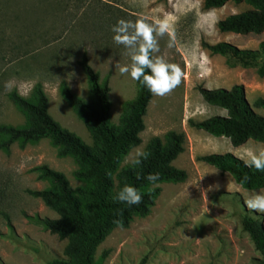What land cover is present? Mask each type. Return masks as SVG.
I'll list each match as a JSON object with an SVG mask.
<instances>
[{
    "label": "rangeland",
    "instance_id": "374dc122",
    "mask_svg": "<svg viewBox=\"0 0 264 264\" xmlns=\"http://www.w3.org/2000/svg\"><path fill=\"white\" fill-rule=\"evenodd\" d=\"M203 0H0V124L21 125L22 114L8 99L15 90L29 97L40 82L48 98V113L64 129L85 144L92 139L83 121L61 97L58 87L66 82L70 90L88 100V85L79 59L86 53L99 82L108 81L110 122L118 124L124 103L136 92V81L121 75L119 66L129 62L122 45L112 40L111 27L118 19L135 21L141 15L149 22L166 19L170 31L156 36L158 51L178 65L180 84L164 96L152 94L143 117L140 143L131 147L117 170L131 164L138 149L145 150L153 137L165 142L168 131L182 132V151L171 164L186 173L180 182H159L160 189L149 213L133 216L127 227H114L98 244L94 260L101 264H256L259 254L241 227L249 213L264 226V214L247 209L244 200L253 191L237 185L197 157L209 153L243 151L260 143L248 139L233 146L227 137H215L188 125L225 110L206 103L199 87L229 89L242 84L253 110L264 98V54L242 67L232 56L211 54L203 44L220 41L242 49H256L264 42L258 34L222 32L216 22L249 8L245 3L225 2L204 9ZM171 45V46H169ZM46 165L62 173L75 190L85 183L74 177L78 168L71 156H59L57 147L44 138L21 146L14 142L0 150V264H48L61 259L66 240L31 222L27 216L57 218L58 215L28 190L50 186L36 167ZM114 181L116 182L115 175Z\"/></svg>",
    "mask_w": 264,
    "mask_h": 264
},
{
    "label": "trees",
    "instance_id": "16d2710c",
    "mask_svg": "<svg viewBox=\"0 0 264 264\" xmlns=\"http://www.w3.org/2000/svg\"><path fill=\"white\" fill-rule=\"evenodd\" d=\"M245 3L248 9L229 14L216 22L222 32L238 34L264 31V0H203L204 9L221 7L225 2ZM203 46L211 53L232 56L242 67L250 66L261 54H264V42L256 49H242L230 43L220 41ZM79 65L86 77L88 100L74 94L66 82L59 84L61 97L83 121L92 144H85L77 135L62 128L48 113V98L37 82L29 97H23L15 90L7 97L22 114L24 122L13 126L0 124V150L8 151L14 142L21 146L28 142L48 139L57 147L59 156H71L78 168L74 177L85 184L73 190L65 176L46 165L35 168L39 177L47 179L50 186L40 190H28L52 209L57 218H27L45 230L65 239L61 259H53L48 264H101L93 256L96 247L117 226L127 227L133 216H145L154 204L160 189L150 186L159 182H180L186 177L184 170L174 167L171 161L182 151L184 134L168 131L165 142L153 137L146 145V159L141 162L117 166L131 147L140 143L139 133L144 129L143 117L152 97L145 87L136 81L135 96L124 103L118 124L110 122L109 86L105 79L99 82V75L88 62L85 52L79 59ZM264 75L263 68L257 70ZM202 99L209 105L225 110V115H213L199 121L188 119V125L203 130L215 137H227L233 146L252 139L264 143V98L258 97L253 106L261 109L256 113L245 97L242 84H234L229 89L199 87ZM222 173H228L240 186L247 190L264 187V171L246 167L243 161L231 153H209L197 157ZM150 173L158 174L155 182L146 177ZM114 175L116 182L114 181ZM125 184L136 187L141 193L139 204L127 205L114 199L115 193ZM241 227L248 234L253 247L259 254L256 264H264V226L258 217L244 213Z\"/></svg>",
    "mask_w": 264,
    "mask_h": 264
},
{
    "label": "clouds",
    "instance_id": "9594fccd",
    "mask_svg": "<svg viewBox=\"0 0 264 264\" xmlns=\"http://www.w3.org/2000/svg\"><path fill=\"white\" fill-rule=\"evenodd\" d=\"M112 40L122 45L129 57V62L119 66L121 75L128 74L133 81H138L150 93L164 96L176 88L183 77L181 68L160 56H153L158 51L156 36H162L170 31V24L166 19L149 22L144 16L135 21L118 19L111 27ZM171 46V45H169ZM148 153L138 149L131 163L138 165L141 159H146ZM240 159L246 167L257 171H264V143L243 151ZM146 179L155 182L158 174L150 173ZM247 177L240 181V186L246 183ZM118 202L127 205L139 204L140 191L130 185H123L114 196ZM247 209L257 214H264V191H253L244 200Z\"/></svg>",
    "mask_w": 264,
    "mask_h": 264
}]
</instances>
